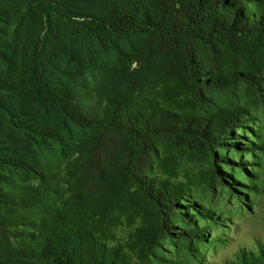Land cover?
<instances>
[{"label":"trees","instance_id":"16d2710c","mask_svg":"<svg viewBox=\"0 0 264 264\" xmlns=\"http://www.w3.org/2000/svg\"><path fill=\"white\" fill-rule=\"evenodd\" d=\"M263 86L264 0H0V264L205 247L195 190Z\"/></svg>","mask_w":264,"mask_h":264},{"label":"rangeland","instance_id":"374dc122","mask_svg":"<svg viewBox=\"0 0 264 264\" xmlns=\"http://www.w3.org/2000/svg\"><path fill=\"white\" fill-rule=\"evenodd\" d=\"M240 121L226 135L229 143L240 147L221 149L232 160L218 162L226 176H218L222 184L214 180L213 188L195 190L203 213L195 212L193 226L207 227L205 247L198 238L189 248L179 236L168 237L159 248L163 264H264V107L248 110ZM177 179H183V171ZM139 224V220L133 225L121 222L115 227L117 240L111 244L125 243Z\"/></svg>","mask_w":264,"mask_h":264}]
</instances>
